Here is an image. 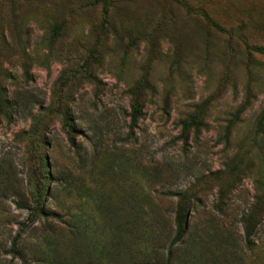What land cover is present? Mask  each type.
Here are the masks:
<instances>
[{"label":"rangeland","instance_id":"obj_1","mask_svg":"<svg viewBox=\"0 0 264 264\" xmlns=\"http://www.w3.org/2000/svg\"><path fill=\"white\" fill-rule=\"evenodd\" d=\"M92 1L0 0V264H264V0Z\"/></svg>","mask_w":264,"mask_h":264},{"label":"trees","instance_id":"obj_2","mask_svg":"<svg viewBox=\"0 0 264 264\" xmlns=\"http://www.w3.org/2000/svg\"><path fill=\"white\" fill-rule=\"evenodd\" d=\"M176 2L184 9H186V11L190 13V11H193L192 8H190V6L184 1V0H176ZM92 5H96V4H101L105 7V4H106V0H93L91 2ZM111 6V4L108 2V4H106V8L108 10V8ZM203 16L209 20V17L207 16L206 13L203 14ZM108 21V19H107ZM210 21V20H209ZM217 30H220V31H224V29L220 28L217 24L213 23L212 21L210 22ZM253 51L261 54V55H264V47H259V46H253L252 47ZM131 110H130V113H129V125L130 126H134L138 116L140 115V106L136 103H132L131 106H130ZM183 125H185V123H183ZM186 199H188L189 197L187 195L184 196ZM181 207V206H179ZM37 213H43L42 209L40 208V206H34L33 209H30L29 210V215H28V220L30 222L34 221ZM184 214V211H183V208H178L177 212H176V219H177V227H176V232L170 242V246L174 245L175 243H177L178 241H180V239L182 238V235L184 233V219H183V215ZM250 215V214H249ZM249 222H250V216H249ZM26 224H20L19 225V229L20 231H23L25 228H26ZM253 229H252V226L250 227V223H249V232L246 231V237L251 236V233H252ZM20 237V232H17L13 238L11 239V248H10V253L12 254H15V245H16V242L18 241Z\"/></svg>","mask_w":264,"mask_h":264}]
</instances>
